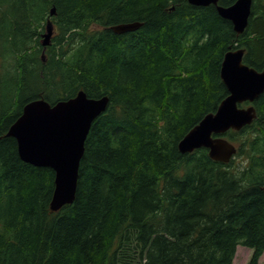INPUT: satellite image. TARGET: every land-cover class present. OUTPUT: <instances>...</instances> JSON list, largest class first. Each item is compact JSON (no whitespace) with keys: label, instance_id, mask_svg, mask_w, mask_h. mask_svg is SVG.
I'll list each match as a JSON object with an SVG mask.
<instances>
[{"label":"trees","instance_id":"trees-1","mask_svg":"<svg viewBox=\"0 0 264 264\" xmlns=\"http://www.w3.org/2000/svg\"><path fill=\"white\" fill-rule=\"evenodd\" d=\"M253 13L238 35L215 6L188 0H0V264H234L240 245L259 264L264 112L224 134L240 161L178 149L228 95L225 54L245 44L264 62V0ZM82 90L110 102L86 140L76 200L54 212V170L23 161L7 133L27 103Z\"/></svg>","mask_w":264,"mask_h":264},{"label":"water","instance_id":"water-1","mask_svg":"<svg viewBox=\"0 0 264 264\" xmlns=\"http://www.w3.org/2000/svg\"><path fill=\"white\" fill-rule=\"evenodd\" d=\"M219 0H189L193 5L218 4ZM252 0H237L232 6H218L219 14L233 22L238 34L248 25ZM56 14V7L52 8ZM139 23L114 26L119 33L139 29ZM54 34V25L48 22L43 34V46H49ZM244 51H228L224 57L221 77L230 95L219 105L216 112L206 115L179 142L182 154H189L200 148H207L211 159L223 163L231 161L237 153L236 146L228 139L217 136L230 129L237 131L251 124L257 117L254 108L241 109L238 103L254 100L264 90V71L258 73L243 64ZM44 58V55H43ZM110 102L108 96L90 98L84 91L74 98L52 105L43 99L27 103L21 116L10 127L7 136L14 137L21 159L36 167H48L55 172V191L51 210L76 200L81 162L85 144L94 121L106 111Z\"/></svg>","mask_w":264,"mask_h":264},{"label":"flooded vegetation","instance_id":"flooded-vegetation-1","mask_svg":"<svg viewBox=\"0 0 264 264\" xmlns=\"http://www.w3.org/2000/svg\"><path fill=\"white\" fill-rule=\"evenodd\" d=\"M236 1V0H235ZM234 1V2H235ZM263 0H260V2L262 3ZM221 2V0H219V3ZM233 2V3H234ZM254 2L255 0H252V5L254 7ZM231 3V4H233ZM221 5H223L222 3H220ZM202 7L204 5H201ZM208 6V5H207ZM206 6V7H207ZM211 6V4L209 5ZM225 6V5H223ZM217 10V8H216ZM220 15V14H219ZM263 17V15H260V18ZM255 18V15L253 13V8H252V14H251V17L249 19V23ZM248 23V25H249ZM233 25V24H232ZM234 26V25H233ZM245 32V31H244ZM243 32V33H244ZM246 37V36H245ZM245 43H246V40H245ZM235 49H241L244 51V54H243V63L245 65H247L248 67L254 69L256 72L258 73H262L264 71V62L263 63H260V64H257L256 66H254L249 60H250V56L248 55L249 54V48L244 44V45H241L240 47H236L234 48ZM228 91V94H230L229 90L227 89ZM239 107L240 108H255L256 112H257V116L259 118V114H261V112H264V90L252 101L250 100H246L242 103L239 104ZM246 127L242 128V129H245Z\"/></svg>","mask_w":264,"mask_h":264},{"label":"rangeland","instance_id":"rangeland-1","mask_svg":"<svg viewBox=\"0 0 264 264\" xmlns=\"http://www.w3.org/2000/svg\"><path fill=\"white\" fill-rule=\"evenodd\" d=\"M53 18V17H52ZM50 16V19H52ZM49 19V18H48ZM48 21V20H47ZM47 21L45 24V31H46V25H47ZM53 21V20H52ZM54 22V21H53ZM234 144L239 148L240 147V143H236L234 142ZM241 159L236 155L235 157V161H240ZM253 251L251 248L246 247V246H239L237 249V253H236V257H235V261L234 264H250V260L252 257ZM259 264H264V255L262 256Z\"/></svg>","mask_w":264,"mask_h":264},{"label":"bare ground","instance_id":"bare-ground-1","mask_svg":"<svg viewBox=\"0 0 264 264\" xmlns=\"http://www.w3.org/2000/svg\"><path fill=\"white\" fill-rule=\"evenodd\" d=\"M218 6H223V5H221V4L219 3ZM218 6H217V7H218ZM229 6H230V5H229ZM217 7H216V8H217ZM224 7H225V6H224ZM51 11H52V8H51V10H50V16H51V18H52V17L56 16L57 13L53 15ZM217 11H218V10H217ZM218 13H219V12H218ZM220 16H221V15H220ZM221 17H222V16H221ZM222 18H223V17H222ZM48 22H53V21H52V19L49 18L48 21H47V25H48ZM129 23H139L141 26H142V24H143L142 22H138V21H136V22H128V23H119L118 25L129 24ZM47 25H46V30H47ZM115 26H117V25H115ZM113 27H114V26H112V30H113L114 32H116V33H119V32H117V31H115V30L113 29ZM233 28H234V26H233ZM137 30H138V29H137ZM234 30H235V28H234ZM135 31H136V30H135ZM130 32H131V31H130ZM235 32H236V30H235ZM124 33H127V32H124ZM236 33H237V32H236ZM119 34H122V33H119ZM237 34H238V33H237ZM238 35H239V34H238ZM243 128H244V127H243ZM54 191H55V189H54Z\"/></svg>","mask_w":264,"mask_h":264}]
</instances>
